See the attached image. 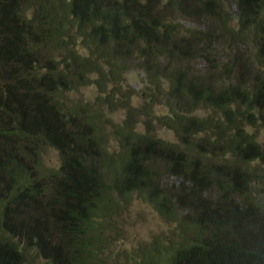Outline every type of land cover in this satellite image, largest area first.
Returning a JSON list of instances; mask_svg holds the SVG:
<instances>
[{"label":"trees","instance_id":"16d2710c","mask_svg":"<svg viewBox=\"0 0 264 264\" xmlns=\"http://www.w3.org/2000/svg\"><path fill=\"white\" fill-rule=\"evenodd\" d=\"M263 131L264 0H0V264H264Z\"/></svg>","mask_w":264,"mask_h":264},{"label":"rangeland","instance_id":"374dc122","mask_svg":"<svg viewBox=\"0 0 264 264\" xmlns=\"http://www.w3.org/2000/svg\"><path fill=\"white\" fill-rule=\"evenodd\" d=\"M128 79L130 84L136 88H140V82L144 79L142 74L131 72L128 74ZM87 94V92L85 93ZM262 138H264V131L262 132ZM167 139L171 140V136H167ZM47 166L58 167L59 159L54 151H49L44 156ZM132 221L135 224L133 229L129 231V240L122 246V243H118L115 249V254L119 253L121 250H129L136 245L137 240L145 239L148 240L149 237L155 233L162 230H166L161 221L156 217L152 211L146 206L139 204V201L134 203V207L131 209ZM37 264H46L44 260H38Z\"/></svg>","mask_w":264,"mask_h":264}]
</instances>
